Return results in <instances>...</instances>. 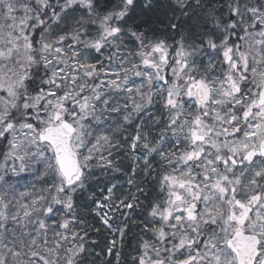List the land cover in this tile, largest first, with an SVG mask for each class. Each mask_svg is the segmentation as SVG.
Wrapping results in <instances>:
<instances>
[{"label":"snow or ice","instance_id":"snow-or-ice-1","mask_svg":"<svg viewBox=\"0 0 264 264\" xmlns=\"http://www.w3.org/2000/svg\"><path fill=\"white\" fill-rule=\"evenodd\" d=\"M0 264H264V0H0Z\"/></svg>","mask_w":264,"mask_h":264}]
</instances>
